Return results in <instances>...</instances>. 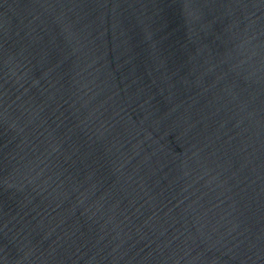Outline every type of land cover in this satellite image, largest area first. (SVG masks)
<instances>
[{
    "label": "water",
    "instance_id": "95a60500",
    "mask_svg": "<svg viewBox=\"0 0 264 264\" xmlns=\"http://www.w3.org/2000/svg\"><path fill=\"white\" fill-rule=\"evenodd\" d=\"M0 264H264V0H0Z\"/></svg>",
    "mask_w": 264,
    "mask_h": 264
}]
</instances>
